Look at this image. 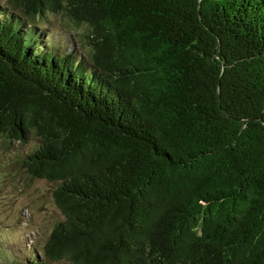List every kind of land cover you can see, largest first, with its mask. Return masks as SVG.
Segmentation results:
<instances>
[{
  "label": "trees",
  "instance_id": "obj_1",
  "mask_svg": "<svg viewBox=\"0 0 264 264\" xmlns=\"http://www.w3.org/2000/svg\"><path fill=\"white\" fill-rule=\"evenodd\" d=\"M31 133L62 218L0 264H264V0L0 1V140Z\"/></svg>",
  "mask_w": 264,
  "mask_h": 264
},
{
  "label": "rangeland",
  "instance_id": "obj_2",
  "mask_svg": "<svg viewBox=\"0 0 264 264\" xmlns=\"http://www.w3.org/2000/svg\"><path fill=\"white\" fill-rule=\"evenodd\" d=\"M43 25L49 28L56 43L65 45L67 49L74 44L79 48V31L70 27L63 16H52L49 24ZM37 140L34 133L22 143L7 144L0 140V246L4 250L13 246L16 254L22 249L19 256L23 261L34 240L44 238L54 223L62 218L52 195L54 183L30 178L21 166L23 155L33 148Z\"/></svg>",
  "mask_w": 264,
  "mask_h": 264
}]
</instances>
